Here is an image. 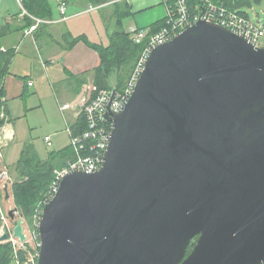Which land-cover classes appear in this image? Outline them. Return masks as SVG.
<instances>
[{
    "label": "water",
    "instance_id": "water-1",
    "mask_svg": "<svg viewBox=\"0 0 264 264\" xmlns=\"http://www.w3.org/2000/svg\"><path fill=\"white\" fill-rule=\"evenodd\" d=\"M104 118L103 166L61 180L38 264L264 263V47L199 20L153 49L124 111Z\"/></svg>",
    "mask_w": 264,
    "mask_h": 264
},
{
    "label": "crops",
    "instance_id": "crops-1",
    "mask_svg": "<svg viewBox=\"0 0 264 264\" xmlns=\"http://www.w3.org/2000/svg\"><path fill=\"white\" fill-rule=\"evenodd\" d=\"M120 1L128 4L127 10L124 12L126 14L124 19L131 17L134 21V23H129L125 27L126 29L136 26L149 30L150 26L166 17V6L163 0H132L131 4L129 0H101L100 5L109 7L119 4ZM137 1L143 3L138 5ZM2 2L0 3L1 50L3 53L12 51L14 55L3 78V100L6 102L7 122L0 126V156L3 158V165L6 166L2 165L3 168L1 166L0 172L7 167L15 172L17 162L24 148L21 144V147H17L16 129L11 123L14 117L19 119L27 117L28 112L33 111L35 108L34 96L39 103L37 107L42 109V101L45 100L46 95L45 85L51 87L56 96V85L60 83L62 90L72 94L75 99V110L73 111L72 104L71 107L66 109H64V105L70 103L60 104L68 131V126H72L79 118L83 102L94 97L92 92L95 86V69L100 65L101 59L98 51L88 46L84 41H79L72 47L69 46V42L74 37L80 36L78 33L73 36V33L63 25L68 21L69 16L78 13L74 11L71 15H67L70 0H65L66 12L64 15H62L59 8L61 16L59 13H53V17L50 19L54 22L42 24L33 34H27L26 32L32 19L20 17L21 7L19 2L17 0H2ZM62 3L63 0L60 2V7ZM47 136L49 135L45 136V141ZM46 143L48 144L47 141ZM69 146L71 144L60 148L57 152L53 151L50 157L52 155L56 156L57 161L64 165L70 159L62 161L60 160V154H57ZM1 193L0 187V220L1 216L7 212ZM28 226L29 231L32 232L33 229L30 225ZM2 227L0 223L1 234L4 232Z\"/></svg>",
    "mask_w": 264,
    "mask_h": 264
},
{
    "label": "built area",
    "instance_id": "built-area-1",
    "mask_svg": "<svg viewBox=\"0 0 264 264\" xmlns=\"http://www.w3.org/2000/svg\"><path fill=\"white\" fill-rule=\"evenodd\" d=\"M17 1L21 7L20 17H29L33 21L26 31L27 34H33L42 24H51L54 22L52 19L35 16L24 7L23 0ZM200 1V8L197 11L192 12L187 0H163L166 6V24L164 27L150 35H148V30L136 26H131L127 29L137 43L143 42L146 38L148 39V43L142 51L123 90L117 91L116 88L100 89L93 98L83 102L81 105L80 114L85 115L87 121L86 129L81 133L74 134L72 126H68V131L71 137V146L76 150L78 154L77 158L68 161L65 167L56 171L55 180L51 185L48 197L46 201H44L43 206L54 197L58 191L61 180L67 173L76 170L94 173L102 168L105 152L110 144L111 134L114 127L111 121L104 118V114L108 111L109 106L116 114L124 111L146 67L149 56L155 47L172 40L180 32L194 25L199 20H206L220 24L237 34L244 36L257 47H261L259 42L261 35H264V23H261L260 21L258 23L252 21L244 8L228 7L224 3L217 2L216 0ZM60 9L63 14L66 12V2L61 4ZM69 107H71V104L64 105V109ZM46 141L49 145L51 144L50 136L46 137ZM85 141H91L90 149L94 152L89 156H83L81 153V144ZM6 175L7 170H4L2 178H5ZM42 212L43 209L40 212L38 220H40ZM27 236L29 240V235L27 234ZM32 237L36 245L31 251L34 252L33 256L24 260L18 259L17 264H38L40 248L39 236L38 234H36V236L32 234ZM10 239L13 241L14 245L17 243L20 244V246L16 245L17 247L29 251L27 247L28 241L21 242L18 238H15L13 234H11Z\"/></svg>",
    "mask_w": 264,
    "mask_h": 264
},
{
    "label": "trees",
    "instance_id": "trees-1",
    "mask_svg": "<svg viewBox=\"0 0 264 264\" xmlns=\"http://www.w3.org/2000/svg\"><path fill=\"white\" fill-rule=\"evenodd\" d=\"M222 2L228 7L243 8L251 5L252 0H216ZM261 2V0H254ZM92 5H100L101 0H89ZM192 12L197 11L201 6L200 0H187ZM24 7L35 16L41 18H52L53 11L49 0H23ZM123 13V18L125 17ZM122 18V19H123ZM121 19V23H122ZM33 21L30 20L29 25ZM166 18L150 26L148 35L159 31L165 26ZM145 29L146 28H141ZM79 41H84L88 45L95 48L100 55V65L95 69V86L92 95H96L100 89L116 88L123 90L127 80L129 79L136 63L148 43L146 38L143 42L137 43L128 32V30L121 25L109 35L108 45L92 43L85 35L74 37L69 46L72 47ZM14 53L12 51L3 53L0 42V126L7 122V109L4 99L3 78L7 73V67L12 59ZM116 75L115 84H111V75ZM87 127V121L84 114H80L76 123L72 125L74 134L83 132ZM91 141H85L81 144V153L83 156H89L94 152L90 149ZM32 146H25L21 153V157L16 165V171L19 174V180L13 182V196L14 201L19 208V212L24 215L25 220L32 221L38 219L40 212L43 209L44 201L48 197L51 185L56 177V171L62 168L67 163L60 164L57 157L52 155L49 159L43 160L38 157L32 150ZM60 160L65 159L74 160L77 158V152L69 146L65 150L59 152ZM69 160V161H70ZM63 165V166H62ZM38 229V228H37ZM194 241L189 247L188 252L193 248ZM28 251L23 248L16 250L13 242L0 243V264H17V260H24Z\"/></svg>",
    "mask_w": 264,
    "mask_h": 264
},
{
    "label": "rangeland",
    "instance_id": "rangeland-1",
    "mask_svg": "<svg viewBox=\"0 0 264 264\" xmlns=\"http://www.w3.org/2000/svg\"><path fill=\"white\" fill-rule=\"evenodd\" d=\"M62 0H49L52 11L54 14H60V2ZM70 8L67 12V15H71L74 11L78 12L75 15L69 16L66 23L63 25L67 30H70L74 34L78 33L80 35H85L90 42L108 45L109 43V35L114 32L116 29L120 28L121 25L127 27L129 23H134L133 19L130 17L128 19L123 18V13L127 10L128 4L120 1L117 5H111L107 7H103V5H90L89 0H70ZM2 0H0V3ZM65 2V0H63ZM130 4L132 0H129ZM3 3V2H2ZM76 3V4H73ZM142 1H137V4H142ZM17 4V2H16ZM19 7V5L17 4ZM132 6V5H131ZM89 8L88 10H86ZM134 11V8L132 7ZM244 10L248 13L252 21L264 23V0L261 2H256L252 0L251 5L245 6ZM65 14V13H64ZM62 13V15H64ZM61 16V14H60ZM123 18V19H122ZM50 19V18H47ZM122 19V23H121ZM124 21V22H123ZM142 28V27H141ZM88 45V44H87ZM259 45L264 47V35H261ZM90 46V45H88ZM93 48L92 46H90ZM95 49V48H94ZM111 84H115L116 75L112 74L111 76ZM45 85V100L42 101L43 107L39 109L37 98L34 96L33 99L35 108L32 112H28V116L22 118H15L13 122H11L16 129V138L18 141L17 147L25 148L29 145L32 146V150L34 153L38 155L39 158L43 160H47L50 158L51 153L53 151L57 152L60 148H64L71 144V138L67 131V125L65 121V116L62 114L60 109V104H64V102H68L72 104V111L75 110V99L70 93H66L62 90V85L57 83L56 85V96L51 87H47ZM65 92V93H64ZM22 104V102H21ZM20 104V105H21ZM68 114V111H67ZM49 135L51 137V145H48L45 141V136ZM19 144V145H18ZM21 144V145H20ZM3 165V158L0 156V168ZM6 166V165H3ZM2 166V168H3ZM9 171H8V170ZM4 170H7V175L5 178H2V173ZM2 172H0V187H1V195L2 201L5 206L7 212H5L1 216L0 223L2 224V230L10 231L12 234V229L19 218V213H17L16 218L13 220L9 217L8 211L11 208H14L16 205L13 196V182L19 180L20 176L16 172L11 171L10 168H4ZM1 171V170H0ZM8 183V190L10 197L8 199L5 198L6 193L4 191L5 184ZM38 219L25 220L24 228L26 233L29 235L28 240V252L25 255L24 259L31 258L34 252L32 248H34L35 242L33 240L32 234L36 236L38 234ZM33 229L32 232L29 231V226ZM1 230V232H2ZM1 235V233H0ZM8 241L13 242L11 239ZM7 242V241H2ZM1 243V242H0ZM20 246L19 243L16 244ZM16 247L19 249V247ZM16 264V263H15Z\"/></svg>",
    "mask_w": 264,
    "mask_h": 264
},
{
    "label": "flooded vegetation",
    "instance_id": "flooded-vegetation-1",
    "mask_svg": "<svg viewBox=\"0 0 264 264\" xmlns=\"http://www.w3.org/2000/svg\"><path fill=\"white\" fill-rule=\"evenodd\" d=\"M196 241V239L194 240V242Z\"/></svg>",
    "mask_w": 264,
    "mask_h": 264
}]
</instances>
